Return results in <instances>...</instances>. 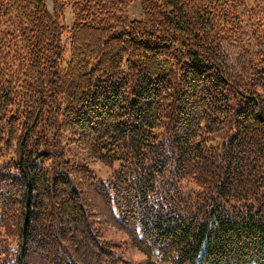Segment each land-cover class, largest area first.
Segmentation results:
<instances>
[{"label": "trees", "instance_id": "16d2710c", "mask_svg": "<svg viewBox=\"0 0 264 264\" xmlns=\"http://www.w3.org/2000/svg\"><path fill=\"white\" fill-rule=\"evenodd\" d=\"M52 1L0 0V264H264V0Z\"/></svg>", "mask_w": 264, "mask_h": 264}, {"label": "rangeland", "instance_id": "374dc122", "mask_svg": "<svg viewBox=\"0 0 264 264\" xmlns=\"http://www.w3.org/2000/svg\"><path fill=\"white\" fill-rule=\"evenodd\" d=\"M60 1L62 11L60 22L70 27L73 21L72 4L74 0ZM46 4L47 8L52 11L53 1L46 0ZM125 13L130 19H141L142 10L138 0H131L127 5ZM63 42L66 48L64 57L67 58L68 39L66 38V35L63 36ZM69 147L71 150V158L77 162L84 160V154L78 147H74L73 145H69ZM88 165L96 173V175L103 180L107 179L117 166L116 163L113 166H107L100 161H89ZM101 232L105 239L111 240L118 245L120 254L127 262H129V264H161L156 261V259L145 256V254L132 245L127 235L116 227L109 224H103L101 226Z\"/></svg>", "mask_w": 264, "mask_h": 264}]
</instances>
